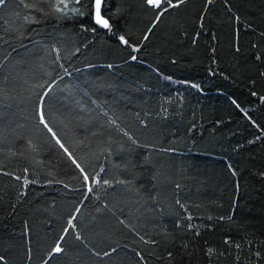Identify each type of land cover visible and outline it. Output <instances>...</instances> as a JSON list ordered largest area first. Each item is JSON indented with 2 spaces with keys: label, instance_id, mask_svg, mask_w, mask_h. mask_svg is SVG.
I'll return each instance as SVG.
<instances>
[{
  "label": "trees",
  "instance_id": "16d2710c",
  "mask_svg": "<svg viewBox=\"0 0 264 264\" xmlns=\"http://www.w3.org/2000/svg\"><path fill=\"white\" fill-rule=\"evenodd\" d=\"M81 3L0 10V264H264V0Z\"/></svg>",
  "mask_w": 264,
  "mask_h": 264
},
{
  "label": "snow or ice",
  "instance_id": "6c2138e0",
  "mask_svg": "<svg viewBox=\"0 0 264 264\" xmlns=\"http://www.w3.org/2000/svg\"><path fill=\"white\" fill-rule=\"evenodd\" d=\"M20 2L24 3V0H20ZM211 2L212 0H208V3H211ZM5 3H6V0H0V10H2V7L5 5ZM44 3H46L48 8L54 14H57L58 17L60 18H71L74 15H79V16L85 15V12L80 10L84 6L81 3V0H75L74 3H72V0H55V2L53 3H48V0H44ZM85 3L89 5L88 14L91 16L94 24L98 25L99 27L103 29H107L111 31L112 25L110 24L109 19L105 18L106 13L102 12V9L106 7L105 0H85ZM145 3L148 6H150L152 9H160V11L156 15V20L158 22L160 17L163 16V14L167 12L170 8H178L180 7V5L186 3V0H175V2H173V0H145ZM25 6L27 7L28 5H25ZM36 10L43 11V8L37 7ZM153 27H155V24H153ZM91 30L96 31V28L94 27ZM149 31H151V29H149ZM144 38L147 39V36H145ZM119 40L125 45H128L129 43L128 40H126L123 36H120ZM134 51H138V49H134ZM58 57H59V52L57 50V58ZM132 59L135 60L136 57L132 56ZM109 67H111V65H109ZM192 87H198V85H192ZM50 91H51V87H49L47 91L41 94V97L37 102L36 115L39 119V123L42 124L49 133H51V136L55 139L56 144H58L59 147L63 149L64 153L68 155V157L72 160V163L75 164L76 167L80 170V173L83 174L82 179L85 182V186L88 192L93 191V185H101V183H103V185H108L109 187H111L109 180L104 179L101 182V179L99 178L100 173L104 172L103 167H101L98 172L93 174L91 182H89V174L84 171V168H82L79 163H77L76 159L72 156V153L69 152L68 148L65 147L64 143L61 142L60 138L53 131L52 127L49 126L48 120L46 119L45 109H44V97L48 96ZM261 99L264 100V97H262ZM233 103H235V101H233ZM237 107H239V105H237ZM245 115H247V113H245ZM112 123L115 124V121H113ZM124 135L128 136V139L132 141L133 144L136 143V141L131 136H129L127 132H124ZM24 171L27 172L28 170L24 169ZM5 174L7 175L8 173H5ZM15 179L18 181L22 179L23 187H27L29 184L38 182V181H33V180L28 179L27 176L23 178L21 176H16ZM119 182L124 183V181H119ZM49 183H51V181H49ZM176 187L179 188L180 186L177 185ZM177 203H179V201H177ZM75 211L78 213L80 209L77 208ZM75 219H76V216L73 215L71 219L68 221V227L65 228L64 235L60 237L59 241L55 244V246L52 249L53 253H63L64 252V248L61 247V242L64 241L65 235H67L69 228L75 230L76 225L73 223ZM188 219L191 220L192 217L188 216ZM121 222L123 223V221ZM189 227H192V225H189ZM76 239L78 240L81 239L79 233H76ZM141 239H143V237H141ZM112 251H115V249H113ZM105 255H109V253L106 252ZM0 262H4L3 256H0ZM44 264H48L47 260L44 261Z\"/></svg>",
  "mask_w": 264,
  "mask_h": 264
}]
</instances>
